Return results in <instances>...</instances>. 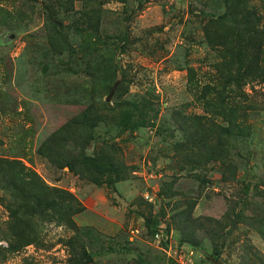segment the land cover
<instances>
[{
  "label": "rangeland",
  "instance_id": "1",
  "mask_svg": "<svg viewBox=\"0 0 264 264\" xmlns=\"http://www.w3.org/2000/svg\"><path fill=\"white\" fill-rule=\"evenodd\" d=\"M64 1L0 0V100L9 106L0 110V153L19 156L80 210L69 223L53 211L28 214L18 234L29 243H7L0 203V264H264V109L248 108L264 101L263 87L245 85L243 116L225 118L248 136L229 126L207 140L226 141L223 164L199 162L202 137L190 119L211 115L188 78L200 86L217 75L221 57L204 28L227 0H75L74 11L99 15L98 28L80 31ZM252 2L264 24V1ZM57 5L55 28L45 6ZM68 126L77 143L61 152ZM53 138L72 169L41 154ZM82 153L105 165L82 164Z\"/></svg>",
  "mask_w": 264,
  "mask_h": 264
},
{
  "label": "trees",
  "instance_id": "2",
  "mask_svg": "<svg viewBox=\"0 0 264 264\" xmlns=\"http://www.w3.org/2000/svg\"><path fill=\"white\" fill-rule=\"evenodd\" d=\"M74 1H64L68 5L67 10L72 12L76 21L73 27L79 31L80 25L87 29L98 28L99 15L96 13L94 18L92 15V12L96 9L74 11ZM252 1H225L224 11L212 21V24L209 23L204 28L207 43L214 44L221 57V67L218 68L214 79L203 82L202 85L198 86L199 81L195 80V74H189L188 81L192 84V87L197 89L196 99L202 104L205 113H211L208 118H205L204 114L190 117L191 120L199 124L197 133L202 137L201 149L205 152L204 159L199 162L204 164L210 161L223 164L226 159L223 149L226 146V141L223 138L219 139L215 147H211L207 141L214 128L220 132L222 131V134H226L227 129L231 126L237 130V135L248 136L246 126L241 125L238 121L236 122L235 118L225 119L229 113L235 114L239 118L243 116V114L239 115L241 110L245 111V108H242L244 105L241 103L240 98L245 99L249 96L244 90V86L250 85L254 90L255 84L261 85L262 90H255L264 95V24L260 23L262 16ZM59 7L60 5H57V9L45 6L47 17L55 28H57V25L53 22V19L58 18ZM75 14L79 16L75 17ZM5 99L4 97L0 100V110H9V106L3 107L6 103ZM248 108L257 111L258 109H264V101L259 103L254 100ZM218 116L223 118L226 125L216 123L214 117ZM88 119L89 116L83 114L81 120L87 122ZM64 129L66 134L60 142L61 152L68 149L66 143H69L70 147H72V144L77 143L74 128L68 126ZM59 140L53 138L54 146L46 144L45 147H41L40 152L45 156H50L49 159L53 162L64 163L72 169L74 161L71 157H68L70 155L58 151ZM18 157L17 155L0 153V203L5 204L9 209L10 219L6 223L10 225L12 230L11 233H6V237H4L7 243H29V241H23L20 238L22 234H18L24 225H29L28 214L38 213L45 217L49 215L50 211H53L56 213L59 223H69L71 222V216L80 210L75 209L72 205L71 201L75 204L73 196L59 189L48 187L36 171L25 165ZM81 160L82 164L96 169H101L105 165L95 157L88 156L85 153L81 154ZM105 162L107 167L113 166L110 156H106ZM57 198H60V200ZM259 223L258 229L264 238V222L259 221ZM220 255L221 248L216 243L212 249V256L219 259Z\"/></svg>",
  "mask_w": 264,
  "mask_h": 264
},
{
  "label": "water",
  "instance_id": "3",
  "mask_svg": "<svg viewBox=\"0 0 264 264\" xmlns=\"http://www.w3.org/2000/svg\"><path fill=\"white\" fill-rule=\"evenodd\" d=\"M5 39H7V38L5 37ZM214 262H215L216 264H223V263H221V262L218 261V260H214Z\"/></svg>",
  "mask_w": 264,
  "mask_h": 264
}]
</instances>
